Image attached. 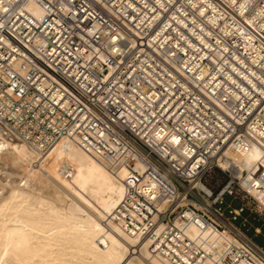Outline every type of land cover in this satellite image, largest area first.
<instances>
[{
	"label": "built area",
	"instance_id": "2783aa9c",
	"mask_svg": "<svg viewBox=\"0 0 264 264\" xmlns=\"http://www.w3.org/2000/svg\"><path fill=\"white\" fill-rule=\"evenodd\" d=\"M0 128L124 170L112 221L162 264H264L233 224L264 212V169L217 163L264 152V0H0Z\"/></svg>",
	"mask_w": 264,
	"mask_h": 264
},
{
	"label": "bare ground",
	"instance_id": "6f19581e",
	"mask_svg": "<svg viewBox=\"0 0 264 264\" xmlns=\"http://www.w3.org/2000/svg\"><path fill=\"white\" fill-rule=\"evenodd\" d=\"M0 162V264H162L148 242L112 221L125 193L124 170L113 172L64 140L41 155L2 128ZM17 163L18 183L10 170ZM217 163L251 178L264 169V152L253 144L247 152L226 151Z\"/></svg>",
	"mask_w": 264,
	"mask_h": 264
},
{
	"label": "rangeland",
	"instance_id": "374dc122",
	"mask_svg": "<svg viewBox=\"0 0 264 264\" xmlns=\"http://www.w3.org/2000/svg\"><path fill=\"white\" fill-rule=\"evenodd\" d=\"M6 157L7 156H5L3 158L5 160H3V159L1 160L2 164H4V162L7 161ZM19 166H20V168H19ZM19 166L17 163L14 165L13 169H10V170H13L14 172L16 170L15 173L19 174L18 175L19 177H17V175L15 176L16 183H18V181L20 180V176H21L20 171L22 170V167L20 164H19ZM225 179H226V177L222 174L220 169L214 168L212 170V172H210V174H208V176L206 177V183L213 190H218L225 183ZM31 180H33L32 182H36L35 184L38 183V180H36L32 177H31ZM244 204L247 206L246 211L244 212L243 216L241 218H239L237 221H234L233 224H234V226L239 228L248 238H250L251 241L256 246H258L259 248H261L264 251V235H254V233H253L254 227L262 226V224H264V212L261 213V216L259 214H257L258 208H257L256 204L252 203L250 200H244ZM228 205H231L232 207H238L240 205V201L234 200L232 196H227L224 199V203L220 206V208L223 211V213L225 214V216L228 215L227 214V206ZM254 212H256V213H254ZM243 219H246V224H244V226L242 224Z\"/></svg>",
	"mask_w": 264,
	"mask_h": 264
}]
</instances>
